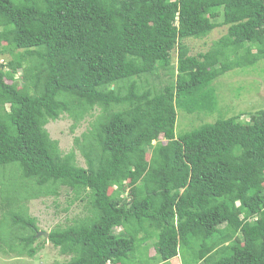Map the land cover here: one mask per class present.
<instances>
[{
    "label": "trees",
    "instance_id": "obj_1",
    "mask_svg": "<svg viewBox=\"0 0 264 264\" xmlns=\"http://www.w3.org/2000/svg\"><path fill=\"white\" fill-rule=\"evenodd\" d=\"M221 24L226 33L190 55L184 40ZM3 48L0 211L10 250L34 257L45 239L35 244L36 219L19 203L65 188L88 214L47 233L70 256L51 264H143L135 245L150 240L159 264H264V109L245 128L231 117L175 133L177 110L213 111L217 78L264 61V0H0ZM173 50L174 81L155 89L145 78L168 71ZM95 108L74 139L81 167L44 126Z\"/></svg>",
    "mask_w": 264,
    "mask_h": 264
},
{
    "label": "rangeland",
    "instance_id": "obj_2",
    "mask_svg": "<svg viewBox=\"0 0 264 264\" xmlns=\"http://www.w3.org/2000/svg\"><path fill=\"white\" fill-rule=\"evenodd\" d=\"M221 18L217 22L220 23ZM227 27L223 24L217 26L204 38H188L184 40L189 48L190 55H197L206 52L221 36L226 33ZM5 48V45L3 44ZM0 50V63L9 59L6 49ZM169 69L160 70L157 77L148 76L145 78L155 89L162 88L165 84L174 81L175 73L170 70H175L176 66V50L170 53ZM211 87L215 92V108L210 112L185 114L179 110L176 111L175 133L180 134L193 130L201 124L213 123L218 119L240 117L244 124L247 122L248 114L264 109V61H258L253 67L245 70H231L217 78ZM100 115V110L95 108L83 118L74 121L72 115L67 113L61 114L56 120H49L44 128L48 132L49 137L56 140L61 153L66 154L70 151L75 153V163L78 166L85 167V161L74 146V139H81L83 134H86L91 128V122L96 116ZM159 142L165 143L162 137H159ZM152 142V144H154ZM146 158L147 155H146ZM9 169L3 171V176H7ZM18 204L15 203V207ZM86 199H74V196L65 188H62L57 197H40L19 203L17 208H23L28 215L36 219L38 231L48 233L55 226L64 227L71 225L74 220L84 217L88 214L86 211ZM0 211V264H51L54 262H67L70 258L68 255L61 254L59 250L53 247L46 239L42 244V248L34 255L17 254L15 248L10 250L3 239L2 227L6 219ZM5 233H9L7 228ZM119 228L115 229L117 233ZM2 232V233H1ZM42 236L37 237L35 244H40ZM154 240L147 241L145 244L136 243L135 256L143 264H159V261L151 259L154 255L153 250ZM187 263H191L189 253L185 254ZM184 262V259H183ZM169 264H182L181 258L178 256L169 261Z\"/></svg>",
    "mask_w": 264,
    "mask_h": 264
},
{
    "label": "water",
    "instance_id": "obj_3",
    "mask_svg": "<svg viewBox=\"0 0 264 264\" xmlns=\"http://www.w3.org/2000/svg\"><path fill=\"white\" fill-rule=\"evenodd\" d=\"M36 236L37 237L38 236H43L46 239L48 237V234L46 232H40V231H38L37 234H36Z\"/></svg>",
    "mask_w": 264,
    "mask_h": 264
}]
</instances>
